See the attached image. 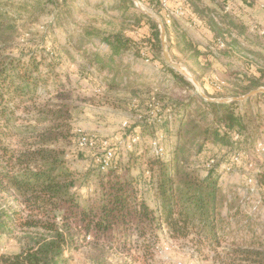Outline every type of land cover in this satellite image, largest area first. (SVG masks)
I'll return each mask as SVG.
<instances>
[{
  "label": "trees",
  "instance_id": "16d2710c",
  "mask_svg": "<svg viewBox=\"0 0 264 264\" xmlns=\"http://www.w3.org/2000/svg\"><path fill=\"white\" fill-rule=\"evenodd\" d=\"M60 2L67 4L68 0H34L19 5L0 0V235L17 234L24 243L19 254L1 255L0 264H69L66 254L85 247L96 249L101 262L106 247L137 249L152 258L161 241L158 232L163 229L172 239L195 235L199 246L228 243L226 264H264V235L254 233L246 241L230 240L223 234L222 209L227 200L215 174H222V164H233L230 156L241 149L234 150L233 145L249 141L251 130L257 128L252 119L238 112L241 104L208 102L195 96L178 100L166 86L131 80L126 73L130 57H142L148 47L149 61L159 63L177 78L182 89L183 83L194 88L165 63L159 25L143 13L122 15V20L133 21L135 30L146 26L147 31L138 38L123 33L125 28L105 34L78 26L73 32L65 30V56L60 55L56 43L48 45L45 40L38 47H50L48 63L46 57L36 55L35 47L17 57L7 55L12 42L19 38V21L52 10ZM147 2L162 15L158 0ZM121 4L134 7L126 0ZM225 4L223 0L216 8H209L202 0H186L187 15L191 8L211 30L217 50L219 43L227 42L238 31L232 43L226 44L227 53L232 45H241L240 37L248 29L231 11L225 12ZM55 19L63 22L62 15ZM165 30L169 38L170 30ZM178 37L180 47L195 51L190 57L199 63L205 55L195 39L186 31ZM66 61L77 68H64L67 83H63L55 65ZM259 73L246 77L240 92L257 90L264 76ZM71 75L86 80L94 91L103 92V98L112 97L109 104H117L137 118L126 126V138H140L141 154L127 150L123 155L116 148L114 158L103 169L109 148L106 140L88 135L94 147L79 146L77 115L83 105L94 101L81 94L78 101ZM50 80H54L53 85ZM41 88L47 97L40 93ZM114 92L125 97L111 96ZM157 105L158 111L152 116ZM20 112L33 116L30 123L17 125ZM150 140L158 141L164 155L152 154L151 146L146 145ZM221 152L226 155L217 160ZM211 160L216 165L202 176L197 166ZM257 182L264 188V171H260ZM85 187L89 192L92 189L93 195L82 196ZM134 261L140 263V257Z\"/></svg>",
  "mask_w": 264,
  "mask_h": 264
},
{
  "label": "rangeland",
  "instance_id": "374dc122",
  "mask_svg": "<svg viewBox=\"0 0 264 264\" xmlns=\"http://www.w3.org/2000/svg\"><path fill=\"white\" fill-rule=\"evenodd\" d=\"M5 1L19 5L32 3L34 0ZM116 1L68 0L67 4L60 2L59 6L54 7L52 10L46 9L44 13H35L32 19L25 17L26 20L19 21V26L21 27L19 38L12 42L6 53L7 55L17 57L22 51L27 52L29 49H34L35 47L37 49L35 50L38 52L36 55L38 57H46V62L48 63L49 55L51 54L50 47L46 49L38 48L45 40L49 42L48 45L51 42L56 43L59 47L58 50L61 52L60 55L65 56L64 45L67 40L65 30L68 29L73 32V30H77L76 27L78 26H90L96 27L105 34L117 31L123 23L128 24L119 18L120 13L124 10L129 15L150 13L158 25L159 22H165L162 18L163 14L159 15L157 12H154V9L145 0H139V5L133 4L136 12H132L131 7L127 8L126 4H120L121 9L118 11L109 10L112 5L117 4ZM158 2L160 3L159 0ZM57 15H62L63 22L56 21ZM164 16L170 19V22L178 20L167 14ZM255 20L256 16L254 13H248L246 24L249 28L240 37L241 45L236 47L232 45V49L227 53L225 52L226 44L232 43V39L236 37L235 35H238V31H235V35L231 39L228 38L227 42L222 41L225 48L217 50L205 34L195 27H188L189 30L194 31L195 34L193 35L195 36L193 38L198 46H201L198 49L205 55L201 57L199 63L190 57L195 51L190 50L188 47H186L187 49H182V46L180 47L178 44L179 37L176 33L172 36L170 35L169 38L166 36L171 57L175 63L185 68L187 74L183 77L193 85L194 88L192 90L184 83L183 86L185 85L186 89H182V85L177 78L168 71H165V69L158 70L157 66H155L156 63L148 61L146 59L149 55L148 47L144 48L145 54L142 57L131 56L129 61L130 67L126 73L131 80L150 83L155 87H168L171 93L178 97V100L185 99L186 101L194 96L206 100L202 96V94H205L209 99L229 100L227 104H231L234 98H241L249 94L240 92L245 86L246 77L260 75L259 71L264 73V31H259L253 27L259 26L255 25ZM159 29L161 31L160 26ZM263 29L264 26L260 30ZM70 50L74 53L78 52L74 48H70ZM78 56L79 53L75 55L77 58ZM69 65L73 70L77 68V65L74 63L70 64V61H66L63 65H55V69L60 73L59 79L63 83H67L64 77V68L70 67ZM70 79L74 88H77L75 91L78 101L81 98L79 94L85 99L94 101V104L90 103L82 106V113L77 115L76 130L80 129L86 135H94L102 140H106L109 148H117L120 152H123V155L127 154V150L130 151V149L128 144L129 137L126 138V126L129 123L136 122L137 118L132 113L124 111L123 107L117 104H109L112 97L109 100L106 97L103 98V92L98 94V91H94L93 86L86 80H80L75 75H71ZM192 79H195L198 85L193 84ZM208 81H212V84H215L217 87V92L214 95L208 94L206 90L204 84ZM53 83L54 80H50V85H53ZM212 84L209 86L210 92L213 87ZM73 86L70 83L68 85L70 90H72ZM236 88H238V94L234 93ZM260 88H264V76L258 89ZM50 89H53V87ZM40 93L47 97V92L43 88L40 89ZM110 95L125 97L123 93L116 92ZM246 102L248 103L247 105ZM238 103L241 104L238 112L244 114L248 119H252L253 124L257 128L251 130L249 141L242 140L239 145H233L234 150L237 148L241 149L239 152L232 154L230 160L232 161L233 157L240 154V163L233 165L231 172L226 171L228 165L222 164L219 168L222 174L216 172L215 175L219 179L220 188L227 200L222 209V217L225 223L223 234L230 240L238 238L249 241L254 233L264 235V188L258 186L257 182L260 171H264V94ZM19 115L21 119L17 122L18 126L30 123L33 117L23 112H20ZM16 138L14 137L15 140ZM152 141L154 140H150L146 145L148 147L151 146ZM138 146V150H143L142 141ZM131 151H135V149ZM215 155H217V152H215ZM224 155L226 153L221 152L217 160ZM207 165L206 162H203L197 166L202 176H205V173L211 170ZM250 179H253L252 183L249 182ZM88 193L93 195V190L91 189L89 192L86 187L81 189L82 196H86ZM158 233L161 235V241L156 246L154 257L152 258L144 257L143 253L137 249L131 251L124 249L112 250L109 247H106L103 262L97 259L98 251L91 247L67 253L66 258H68L69 264H226L224 253L228 252L226 250L229 245L228 243L223 244L221 247L199 246L196 243L197 238L195 235L187 239H172L166 229H163L162 233L161 231ZM23 248L24 243L19 239L17 234L0 235V256L19 254L23 251ZM135 257H140V263L134 261Z\"/></svg>",
  "mask_w": 264,
  "mask_h": 264
},
{
  "label": "crops",
  "instance_id": "0c3cea01",
  "mask_svg": "<svg viewBox=\"0 0 264 264\" xmlns=\"http://www.w3.org/2000/svg\"><path fill=\"white\" fill-rule=\"evenodd\" d=\"M122 1L123 0H117L116 1L117 4L114 3L116 5H112V7H110L109 10H117V11L120 10L121 9L120 4H121ZM126 1L131 2L132 4L135 3L134 0H126ZM145 1L147 2L149 0H145ZM202 1L204 2V5L206 7L216 8L217 3L218 2H222L223 0H215V1H213V0H202ZM224 1H226L225 12H230L231 11V13L234 15V17L237 20H239L241 23H243V25H245L247 27V29L249 27L246 24V17L248 16V13L251 12V13H254V15L256 16L255 25H259V26H253V27L258 29L259 31H264V29L260 30L264 26V0H224ZM121 5H123V4H121ZM228 7H229V10L227 11ZM127 8H130V7L127 6ZM131 11L132 12H136L135 7H132ZM124 12H127V11L124 10V11H122V13H120V17H119V18H121L120 20H122V15H123ZM162 14L164 16L166 14V12L163 11ZM188 14L189 15H187L186 18L178 19L176 21V23H175V21L174 22L173 21L172 22L167 21L166 17L164 16V21L165 22L163 24H164L165 27H167L170 30V35L172 36V35H174L176 33V35L179 36L183 31H186L189 35L194 37L195 36V35H193V34H195L194 31L189 30L188 27L189 28L195 27L201 33L205 34V36L209 39V41L214 46V43H213L214 37H213V34H212L211 30L205 26V24L202 22L201 19H199L197 17V15L194 14V12H193V10L191 8H190V12ZM125 22H127L128 24L126 25V24L123 23L119 30L111 32V33H107V34L118 33L120 31H122V28H125L123 33H125L127 36L138 38L139 36H141V33L147 31L146 26L143 29L135 30V26H134L133 21L130 22V20H129V21H125ZM87 28H91V29H95V30L99 31V29H97L96 27L88 26ZM251 30H253V29H251ZM99 32H101V31H99ZM199 47H201V46H199ZM154 63H156L155 66H157L158 70H162L163 69V67L159 63H157V62H154ZM157 64H159V65H157ZM212 81L211 82L208 81V82H206L204 84L207 90H209V86L213 83ZM212 85H213V87L211 88L212 89L211 91L212 92H217L216 85L215 84H212ZM95 91L96 92L98 91L97 93L102 92L101 90H95ZM130 139L131 138H129V140ZM138 145L136 146L137 148H135L134 152L139 155V154L142 153V150H138V147H139Z\"/></svg>",
  "mask_w": 264,
  "mask_h": 264
},
{
  "label": "built area",
  "instance_id": "2783aa9c",
  "mask_svg": "<svg viewBox=\"0 0 264 264\" xmlns=\"http://www.w3.org/2000/svg\"><path fill=\"white\" fill-rule=\"evenodd\" d=\"M161 8L166 14L170 17L177 18V19H184L187 17V7H186V0H160ZM229 10V7L227 8V11ZM167 21L170 22V19L166 18ZM225 48V45L223 43H219L218 49ZM152 107V106H151ZM156 109H154L151 112L152 116H155L157 113V109L159 108L158 105L155 106ZM171 119V117H169ZM80 137H79V146L81 148H93L95 145V142L92 138H90L88 135H86L82 130L78 131ZM140 138L138 136L132 137L130 139L129 143V149L133 150L140 143ZM108 146V143H106ZM152 147V154L155 156H162L164 155V149L161 147L157 140H154L151 142ZM115 152L114 149L108 148L106 150V154L103 158V169H106V167L109 165L110 161L114 158ZM241 155L238 154L235 157H233L232 165H228L226 167L227 172H231L233 170V165H237L241 161ZM216 163L215 160H211L207 167L211 169L214 164ZM250 183L253 182V179L249 180Z\"/></svg>",
  "mask_w": 264,
  "mask_h": 264
},
{
  "label": "water",
  "instance_id": "95a60500",
  "mask_svg": "<svg viewBox=\"0 0 264 264\" xmlns=\"http://www.w3.org/2000/svg\"><path fill=\"white\" fill-rule=\"evenodd\" d=\"M134 1L137 5L140 4L139 0H134ZM146 14L153 18L152 14H150V13H146ZM159 26L161 28L160 39H161L163 57H164L165 63L169 67L173 68L175 71L180 73L181 75L186 76L187 72H186L185 68L182 67L180 64L175 63L171 57V54H170V51H169V48L167 45L166 30H165V26H164L163 22H159ZM192 82H193V84L198 85V82L195 79H192ZM261 94H264V88L254 90L244 97L234 98L233 102L245 101V100L251 99L253 97L259 96ZM202 96L208 101H212V102H216V103H220V104H227L229 102V100H212V99H209L205 94H202Z\"/></svg>",
  "mask_w": 264,
  "mask_h": 264
}]
</instances>
